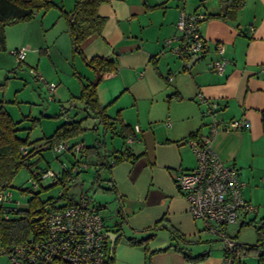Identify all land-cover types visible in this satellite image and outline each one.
I'll return each mask as SVG.
<instances>
[{
  "label": "crops",
  "instance_id": "crops-1",
  "mask_svg": "<svg viewBox=\"0 0 264 264\" xmlns=\"http://www.w3.org/2000/svg\"><path fill=\"white\" fill-rule=\"evenodd\" d=\"M225 4L226 0H104L96 10L104 18L101 33L80 42L86 58L98 55L113 60L114 70L102 73L96 85L97 100L108 116L120 115L136 133L134 140H126V148L135 157L101 171L100 179L110 194L108 205L113 206L105 226L113 232L121 228V235L109 248L113 249V264H147V260L149 264H222L223 244L202 231V223L191 216L187 200L174 181L178 171L195 166L185 138L208 135L212 118L219 123L212 137L219 159L236 168L245 184L258 183L259 178L264 181L260 114L264 109V0H244L235 18L220 15ZM181 8L206 14L200 23L206 49L198 59L195 55L179 58L168 51L160 54L164 40L176 32ZM40 24L42 31L46 25L42 20ZM60 33H64L62 44L74 51L66 24L61 25ZM23 40L22 36L15 46L48 50L45 39L39 46L37 42L27 46ZM217 45L222 46V56L227 60L222 74L209 67L220 56ZM91 70L92 76L84 77L92 80L95 71ZM79 91L80 84L67 87L58 81L53 100L67 101ZM198 92L218 103L212 115L205 114L207 105L197 101ZM241 118L247 120L246 127L224 128L229 120ZM120 144L116 137L107 148ZM255 188L249 187L246 194L243 191L251 203L256 201ZM102 205V209L106 207L105 202ZM246 219L233 224L240 226ZM167 226L185 241L173 239ZM229 226L228 234L237 240V226ZM151 233L148 256L144 243L129 241ZM107 244L110 247L109 238ZM242 264H246L243 259Z\"/></svg>",
  "mask_w": 264,
  "mask_h": 264
},
{
  "label": "trees",
  "instance_id": "trees-1",
  "mask_svg": "<svg viewBox=\"0 0 264 264\" xmlns=\"http://www.w3.org/2000/svg\"><path fill=\"white\" fill-rule=\"evenodd\" d=\"M104 0H75L74 6L71 11H65L61 6L54 3L52 0H0V50H6V37L5 27L18 22H29L37 14L45 13L51 7H57L60 10L61 15L67 19V32L73 43V49L75 52L80 54L81 59L91 68H97L101 73L113 71L115 66L113 60L94 55L90 58H86L80 50V42L91 34H100L102 26L104 24V18L97 15V6ZM244 4V0H226L225 7L221 16H227L229 18H235L237 10ZM71 14V18L68 16ZM25 46V45H21ZM19 47L9 49V54L13 57L17 65L25 59L28 52L23 59L15 60V55L11 54V50H17ZM14 69H12L13 71ZM34 70V72H31ZM29 72L37 78L48 93L46 83H44L37 73L36 68L30 67ZM76 73L75 71L73 72ZM78 75V74H77ZM43 77V76H42ZM80 78V91L77 94H71L67 100L68 106H61L58 115L67 116L69 108H75L69 118L67 117L61 124L56 126L49 135H43L39 138L31 140L30 134L33 128L40 125V117L24 115L20 119H14L13 116L7 111L5 101L0 100V192L9 196L3 201H0V243L2 246L8 249L15 245L22 243L23 241L32 238L39 239L46 234L45 229V216L46 213L51 209L63 208L69 205L75 204L78 197H75L73 193L68 191L69 187L75 185V180L70 186H63L65 182V176L67 172H61L60 178L56 182H49L51 186L59 185V190L56 197H49L45 200L39 198V192L43 189L41 185V173L49 170V166L39 167L34 165L37 161H32V157L42 151V147L46 146V149H52L55 153L66 154L68 150L72 157L68 160L70 163L73 162L72 148L76 143H82V141H76L69 143V139L79 135L83 130L87 129L83 126V122L87 119H94L95 123L88 129L95 135L93 145L84 146V157L83 161L87 164L84 168L79 171V175L87 169L89 165H93L97 172L96 178L97 184L100 185L101 171H108L112 165L118 163L122 159H128L135 157L127 148L126 140H134L136 133L132 127L124 123L117 115L110 117L104 112V107H101L98 103L96 96V85L93 84L92 80L83 77ZM171 78V77H169ZM45 80V78H44ZM46 81V80H45ZM49 83L48 81H46ZM54 82V81H50ZM56 84V82H54ZM4 86V83H0V88ZM48 99L52 100L53 95L48 93ZM261 126L264 130V109L261 110ZM56 115V116H58ZM29 121V123H28ZM246 126H243L244 128ZM240 129V128H239ZM229 130V129H228ZM231 130V129H230ZM24 133V134H23ZM119 138L121 144L119 147L107 148V143L111 144L114 138ZM186 139V138H185ZM38 142V145L31 147L33 142ZM61 142H67L68 148L62 151H55L54 148ZM45 150V149H44ZM64 161L60 159V164ZM61 166V165H60ZM34 167V168H33ZM22 168H26L29 171V179H33L37 182V185H32L38 188L37 191H33L29 188H20L23 192H31V196L28 199L26 206H19L20 204L15 203L12 200V193L9 190L13 187L14 179ZM60 169V168H59ZM56 169V170H59ZM37 172H41L40 174ZM37 174V175H36ZM40 175V176H39ZM47 179L43 180L46 181ZM30 181V180H29ZM109 181V180H107ZM49 185V186H50ZM108 189L115 194L114 188H112L111 182L109 181ZM82 193V192H81ZM85 195V194H84ZM117 195L115 194V198ZM99 209L103 210L102 204L96 205ZM246 222V221H245ZM244 222V223H245ZM161 224L162 221H159ZM158 224V223H157ZM155 225V227L157 226ZM166 225V224H165ZM170 230L171 237L173 239H180L185 241L183 235L178 233L172 226H167ZM257 241L254 244L236 245L230 250L224 249L225 256L232 259L234 264H242V259L248 254H253L258 258L259 263L264 264V218L260 219V224L256 226ZM105 226V231H109ZM121 228H116L115 232H120ZM153 236V233L140 240L129 239L131 243H144L145 249L147 250V256L151 254L147 246V240ZM105 246L107 250V263L113 264V249H109L107 241L108 238L105 236ZM174 246L177 249H181L180 246ZM205 255L202 254L199 257L202 258ZM147 264L148 260H147Z\"/></svg>",
  "mask_w": 264,
  "mask_h": 264
},
{
  "label": "built area",
  "instance_id": "built-area-1",
  "mask_svg": "<svg viewBox=\"0 0 264 264\" xmlns=\"http://www.w3.org/2000/svg\"><path fill=\"white\" fill-rule=\"evenodd\" d=\"M205 18L206 14L202 11L186 12L181 8L175 24L176 32L164 40L160 54L168 51L183 59L203 54L206 39L200 31V23ZM216 49L220 56L213 59L209 67L222 74L227 60L222 56V46L217 45ZM26 51L27 48L21 46L10 53L15 55V60H21ZM39 77L46 83L50 98L56 84L47 83L42 76ZM196 99L199 103L207 105L205 114L212 115L218 108L217 102L210 101L200 92L196 94ZM218 124L217 120L212 118L208 135L191 136L184 140L192 150L195 166L178 171L174 175V181L187 200L191 216L202 223V231L219 240L224 249L230 250L243 244L230 236L226 228L239 218L246 219L249 213L256 211V207L243 196L245 183L239 178L237 169L223 163L212 147V137ZM247 125L245 118L231 119L224 124V128L239 129ZM128 141L131 142V139ZM68 146L67 142H61L54 150L59 152L66 150ZM72 152V163L62 162L59 170L37 172L41 173V181L49 179L50 182H56L64 171H68V175L64 178L63 186H70L77 180L79 171L87 165L83 161V143H76ZM29 180L32 185H37L33 179ZM9 195L10 192H0V201ZM44 222L46 234L42 238H29L10 249L1 246L0 253H6L16 264L107 263L104 214L89 202L84 193H80L73 205L49 210ZM222 264L234 263L224 254Z\"/></svg>",
  "mask_w": 264,
  "mask_h": 264
},
{
  "label": "rangeland",
  "instance_id": "rangeland-1",
  "mask_svg": "<svg viewBox=\"0 0 264 264\" xmlns=\"http://www.w3.org/2000/svg\"><path fill=\"white\" fill-rule=\"evenodd\" d=\"M52 1L67 11L72 10L75 3V0ZM59 16H61L60 19H58ZM41 20L46 25L42 31H40ZM64 24L67 26L66 18L60 15V10L57 7H51L45 13L38 14L29 22H18L5 27L6 50H0V83H4V86L0 88V100L5 101L6 109L14 119H20L24 115L40 117V125L31 131L29 137L31 140L43 135H49L56 126L61 124L67 117L69 118V115L72 114L75 108H69L67 117L58 115L61 106H68L67 101L61 99L49 100L44 84L32 76L29 68H36L37 73H40L46 81H59V83L67 84V87L70 85L74 86L75 84L79 85L81 81L79 77L83 79L84 76H92L91 68L82 62L78 53L72 51L69 48L70 46H68V50L62 44L64 33H60V27ZM22 36L24 40L21 42L28 44L27 46L32 42H37L39 46L45 39L46 46H49L48 50H29L25 59L20 65H17L8 51L9 48L16 47L15 44L20 42ZM12 69L14 70L12 71ZM74 71L76 72L75 74L73 73ZM92 124L91 119L85 120L83 126L87 129L69 139V143L82 141L86 146L93 145L95 135L88 129ZM37 145L38 142L35 141L31 144V147ZM65 152H68L70 156L68 157L64 153L59 155L52 151V149H45L33 156L31 160L37 161L34 167H45L48 165L50 169L56 170L60 168V159H71V153L68 150ZM29 174L28 169L22 168L14 179L13 187L9 189L12 193V200L18 202L19 206L22 207L27 205L31 192H23L20 188H29L33 191L38 190V188L30 184L28 180ZM96 175L97 172L93 165H89L78 177V182L70 186L68 191L73 193L75 197H78L81 192L84 193L93 205L105 202L106 207L103 208L102 212L104 214V221L109 223L112 216L111 213H113V206L108 205L110 204L108 201L110 194L105 189V182L101 180L102 178L100 179L101 185L97 184L98 179ZM49 182V179L41 182V186L45 188L39 192V198L42 200L56 197L61 189L59 185L51 186ZM251 186L256 187L254 192L256 201L252 203L248 201L256 207V211L249 213L246 222L240 226L237 225L243 221L242 218L238 219V224L229 226L232 229L237 226L238 231L235 230L234 235L237 236L238 242L246 244H254L257 241L255 228L260 224V219L264 218V181H260L259 178L258 183L245 184L242 194L243 191L246 194ZM243 260L246 264L259 263L258 258L253 254L244 256ZM0 264L16 263L6 253L1 252Z\"/></svg>",
  "mask_w": 264,
  "mask_h": 264
},
{
  "label": "water",
  "instance_id": "water-1",
  "mask_svg": "<svg viewBox=\"0 0 264 264\" xmlns=\"http://www.w3.org/2000/svg\"><path fill=\"white\" fill-rule=\"evenodd\" d=\"M69 18H71V14H69ZM202 56H203L202 54L195 55V57L197 59L202 57ZM94 71H95V76L92 79V83L93 84H97L98 81L100 80L101 76H102V73L97 68H94ZM46 148L47 147L44 146L41 149L44 150ZM105 235H106L107 238H109V240H110V248H112L114 246V243H115L116 239L121 235V232L105 231Z\"/></svg>",
  "mask_w": 264,
  "mask_h": 264
}]
</instances>
